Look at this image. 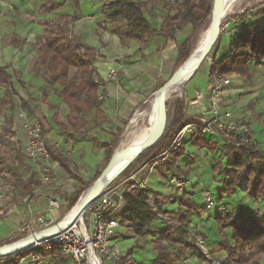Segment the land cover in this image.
I'll use <instances>...</instances> for the list:
<instances>
[{"label":"trees","instance_id":"trees-1","mask_svg":"<svg viewBox=\"0 0 264 264\" xmlns=\"http://www.w3.org/2000/svg\"><path fill=\"white\" fill-rule=\"evenodd\" d=\"M102 14L107 22H124V25L116 34L120 38H131L140 45H145L149 37L156 32H164L172 37L176 30H181L186 25L192 26V32L178 46L177 64H182L190 55L193 38L197 30L204 24L211 13L212 0H178L176 5L170 6L173 13L163 16L161 27L153 28L146 19L144 12L150 0H103ZM62 6L59 0H41L39 12L47 14L58 10ZM264 16V3L255 9L251 15L232 14L231 17L240 22L241 30L237 31L234 37H229L228 51L221 58H216V52L220 45V34L215 43L216 49L210 60L208 77H225L229 74H236L242 77H249L248 64L254 62L256 65H264V24L256 28L257 19ZM70 20L68 15H62L59 21L49 19L41 20L42 34L41 41L36 47V57L33 60V72L38 74L44 85L51 88L54 94L61 100L67 109L65 120L58 118L57 114L52 116V122L68 137L76 134H84L87 120L84 114L89 110L100 111L101 101L98 99L99 82L96 79V68L92 60L96 56L93 47L76 41L71 36ZM233 33L230 35L232 36ZM8 66L0 64V85L4 88V100L8 102L9 108H14L12 95L16 94L14 83L23 86V82L17 78L12 79ZM46 93V92H44ZM19 106L28 115L34 116L28 102L18 97ZM186 105V97L181 93L174 103L173 116L157 141L140 153L132 162L137 169L155 154L161 153L171 142L175 134L183 127L188 119L183 115ZM164 108V105H163ZM42 135H45L43 121L39 118ZM122 133L117 130L113 140L104 144L107 159L111 157L113 150ZM194 133L192 146L205 148L215 153L218 145L212 141L205 140ZM45 146L50 158L58 164L78 182L74 191L67 197L69 209L74 205L77 198L100 174L97 172L92 181L86 183L81 177L74 174L70 168L71 160L56 147L45 141ZM186 142L183 140L180 145L170 151L162 163L157 164L163 177L168 180L167 173L170 170L179 169V159L185 155ZM225 158V166L221 159ZM159 165V166H158ZM244 169V173L243 170ZM136 170V169H135ZM130 170L128 175L135 171ZM212 170L222 176L221 188L218 189V199L223 195H232L240 188V180L244 175L245 196L260 202L264 206V151L258 150L255 146L235 147L224 145L216 158ZM127 175V176H128ZM113 181V180H112ZM112 181L110 183H112ZM126 188L122 192V207L118 211L119 219L130 231V236L153 235L151 239L152 249L155 258L151 264H179L184 256L192 253L199 260L202 254L197 252L193 244L188 241L189 218L195 213L199 215L198 208L190 198L180 197V205L186 204L185 210L177 212V226L165 225L158 234H152L151 225L160 217L157 212L167 216L170 211L163 210L159 205L161 194L152 191L148 187H131L135 181H125ZM37 181L33 176L24 184V194H29ZM152 198L153 210L149 200ZM216 225V236L219 239L217 250L224 252V264H264V213H254L246 207H239L231 211L228 216L216 213L214 216ZM227 230H230L228 232ZM25 233L19 238L24 237ZM55 249H45L44 243L25 251L15 253L9 257L0 259L7 260V263L21 264L24 257L36 251L42 258L52 255ZM131 254V249L127 255ZM58 263L63 260L58 257ZM210 263V259L205 260Z\"/></svg>","mask_w":264,"mask_h":264},{"label":"crops","instance_id":"crops-1","mask_svg":"<svg viewBox=\"0 0 264 264\" xmlns=\"http://www.w3.org/2000/svg\"><path fill=\"white\" fill-rule=\"evenodd\" d=\"M26 1L29 3L28 0ZM59 1L62 3V6L58 10L45 14L48 15L46 18L51 20L49 15L59 11L63 12V15H68L70 18L69 26L72 38L94 48L96 56L92 60V64L96 68V79L100 84L98 96L101 95L102 98L100 99L101 104L99 112L89 110L84 114V118L87 120L84 134L75 133L71 138L60 131L54 124V126L48 127L47 131L45 130L44 136L45 141L53 147H56L64 154L70 153L69 158L71 163L69 166L72 172L81 177L84 182L88 183L93 180L95 174L100 172L105 165L104 163L108 161L104 144L111 143L117 130L122 129L123 132L125 124L131 120L130 117L132 113L134 114L135 109L146 102L148 97L169 79L170 75L181 65H178L176 62L177 49L192 32V26L186 25L181 30H176L172 37L167 36L164 32H156L149 37L145 45H140L131 38H120L116 34V32L123 27L124 22H107L104 20L102 14L104 5L103 0ZM177 1L178 0H150L144 12L150 25L155 29H159L163 16L167 13H173V10L169 9V7L171 5H176ZM40 3L41 0H38L35 12L38 11ZM256 21V28H258L264 24V16L258 18ZM229 42L228 38L222 46L219 45L217 52L220 47H222L223 50L218 56L216 55L217 59L227 53ZM2 49H5L8 53L7 55L13 54V58L9 62L5 59L6 57H3L0 60V64L8 66V71L12 74L13 81L19 78L23 83H28L27 86L25 85L26 88H24L25 98L23 97V99L27 100L28 105L33 110V104L29 103L28 100L30 98L28 93H33L36 98H38V96L41 95L38 91L41 92V90H39V85L36 90L34 86L29 84L36 79V74L33 72V64L27 62L29 60V58H27L29 55L28 48L25 45L18 47L5 43ZM35 57L36 53L30 56L33 60ZM110 69L116 70V75L112 79H108ZM248 70L250 73L249 77H242L236 74L225 76L229 77L230 81L228 84L222 86L219 93L220 112L229 111L232 119H240L249 123L256 148L264 151V65H256L254 62H250L248 64ZM211 85L212 79L207 75L204 84L205 90L202 94V107L204 109L207 108L208 94ZM19 86L22 87L20 84ZM185 93L184 96L187 102L191 99V96ZM59 101L61 102L60 99ZM52 103L59 105L60 110H62V115L60 116V113H52L51 118L54 114H57L58 118L64 121L67 115L65 105L62 102L55 103L53 101ZM19 109L18 116L23 117L24 110H22L20 106ZM42 109H45L44 106ZM25 119L26 118L16 119L12 127L14 134L12 139L19 148L21 161L26 164L29 171L21 176V180H23L24 183L17 189L11 207H8L7 212L3 216L0 215V226H15V229L7 236H3L2 232L0 233V243L10 239L11 235L16 233L19 225H24L30 217L46 214L47 197L54 192L61 193V203L54 210L57 216H52V218L54 220L61 219L69 211L67 197L74 191V188L78 184V182L67 174L58 162L52 158H50L49 161L52 180L46 183L40 181L39 173L33 169L31 162L22 152V144L25 138L22 124ZM197 135L218 145V149L214 154H219L224 147L220 136L217 134L205 133ZM94 154L96 155V159H98L95 165ZM84 167H86V170H84ZM209 170V176L207 177H212L217 186L216 195L213 193V196L219 205H223L227 209L231 208L233 211H236L239 207H246L251 212L264 213V206L260 202L245 196L243 191L242 193L240 192L241 196L223 195L222 198L218 199V188L221 186L220 178H222V176L218 174L217 171H212V169ZM184 171H187L186 177L198 179V182L196 181L191 187L185 188V191L182 193H179L171 183L163 177L159 168H156V171L152 172V170L148 171V166L143 165L133 172L135 173V177L132 180L135 181V183L143 181L144 186L161 194L159 205L163 210L170 211L167 217L175 213L177 214V212L182 209H186V204H179L180 197L184 194V199L190 198L194 201L195 205L200 208L199 215L197 216L200 221H203L205 218L212 219L218 212L216 210H205L204 208L202 190L204 189L203 180L206 178V175L203 174L205 171L200 168L197 170L189 167L183 169L182 172ZM32 176L37 181V184L32 186L29 194H24L23 186ZM127 177L128 176L122 179V182H125ZM157 186H159L160 191H157ZM116 192L120 193L117 188ZM152 198L153 196L149 200L150 204H152ZM1 206L2 205H0V208H2ZM0 212H2V210H0ZM189 222L188 228L190 229L194 226L191 223V217L189 218ZM162 225L165 226L160 218L150 226V229H152V232H155V234H158L162 229ZM128 232L126 225L121 223L112 240L114 242L122 241L123 243L131 242L133 244L132 246H140L139 243L145 241V237L148 238L149 241L152 239L150 237L152 236L151 234L145 236H130ZM201 236L204 238L203 241L209 258L223 260L224 252L215 250V245L219 243L218 237L215 235H210L209 237L203 233H201ZM150 245L152 247L151 242ZM219 254H223V258H220L218 256ZM188 255L197 260L200 264H206L204 260H199L192 253ZM62 258L63 260H61L59 264H74L70 257L62 256ZM52 260V255L41 258L37 263L36 261H31L29 258H24L21 264H48ZM136 263L139 264V262Z\"/></svg>","mask_w":264,"mask_h":264},{"label":"rangeland","instance_id":"rangeland-1","mask_svg":"<svg viewBox=\"0 0 264 264\" xmlns=\"http://www.w3.org/2000/svg\"><path fill=\"white\" fill-rule=\"evenodd\" d=\"M28 1L29 3L26 0H21V1L20 0H0V60L1 58L6 57L5 59L10 62L13 58V54L7 55L8 53L5 51V49H2L3 44L5 43L12 44L18 47L25 45L28 48V54H29L27 56V58H29L27 62L30 64H33V59H31L30 56L36 53V47L38 43L41 41V31H42L41 20L46 19L48 15L41 14L39 10L35 12L36 3L38 2V0H28ZM33 3L35 4V6ZM263 3H264V0H237L234 8L231 11H229L224 17H228V16L231 17L232 14H238V13L239 14L247 13L251 15V13ZM62 15H63V12L59 11V12H54L50 14L49 17L52 21H59ZM206 21L197 30L193 38L192 50H193L196 40L198 39L201 31L203 30L206 24ZM228 38H229V35L220 34V45L222 46L225 43V40ZM215 49H216V45L213 46L208 58L205 59L201 63V65L196 69L193 75L187 81L183 83L180 89L176 93H174L169 100L163 103L164 104V108H163L164 127L167 126L170 120L172 119L173 110H174L173 106H174L175 100L181 97V93L186 92L185 94H187L188 96H191V98L194 97L196 91L200 92L201 94L204 93V90H205L204 84L207 79V75L209 73L210 60L215 52ZM222 50L223 48L220 47L216 55L218 56L222 52ZM27 84L28 83L24 82L22 86L23 88H22L19 86V83H16V82L14 83V86L16 89L15 91L16 94L12 95V100L14 102V108H9L8 102L4 100V88L2 87V85H0V205H2L1 206L2 208H0V210H2V212H0V215L2 216L7 212L8 207H11L15 199V196H16L15 193L17 189L20 188V186H22L24 183V181L21 180V176L26 174L29 171V168L26 166V164L21 161V158L19 156V153H20L19 148L16 146L15 141L12 139L14 136L12 127L14 123L16 122V119L17 118H23V119L26 118L28 120L36 119L39 122L38 119L40 118L43 121L44 129L47 131L48 127L54 126V123L51 120L52 113H57V114L60 113L59 115L60 116L62 115V110H60L59 105L52 103L53 101L55 103L57 102L61 103L59 101V98L54 94L51 88L44 85L40 76L37 74L36 79L30 82L29 84L34 86L36 90L39 85V90H41V92L38 91V93H41V95H39L38 98H36L35 94L28 93V95L30 96V98L28 99L29 103L33 104L34 116H30L27 114V112L24 111L23 117H19L18 115H19L20 109H19L18 97L23 98L25 96L24 88H26ZM145 103L146 102H144L140 107L135 109V111L143 107ZM186 105H187V102H186ZM43 106L45 109H42ZM132 115L130 118H132ZM128 126H129V121L125 124L123 131H125L128 128ZM193 134L194 133L192 132H188L183 137V140L186 142V148H185L186 153L179 159V169L183 171V169H185L186 167H189V168H193L197 170H199V168L201 170H204L205 172H203V174L206 175V178L203 180V186H204L203 188L210 190L212 194L214 193L216 195L217 186L215 182L213 181L212 177H207V176H209L208 175L210 172L209 169H212L215 159L219 157V154L211 153L205 148H198V147L192 146L191 143H192V140L194 139ZM155 155H158V154H155ZM155 155H153V157ZM97 160L98 159H96V155L94 154V165L96 164ZM156 160L158 161L156 165H154L152 168L149 167L148 171L149 170H152V172L156 171V168H158L157 164H160L163 162V161H160L159 158ZM107 163L108 161L104 163L105 164L104 167L106 166ZM221 163L225 166L224 158L221 159ZM133 169L137 170V166L132 165L130 163L121 173H119V175L108 186L116 187L118 192L122 193L123 190L126 188L125 186L126 182L124 181L122 182V179H124L128 175L129 171ZM84 170H86V167H84ZM102 170L103 169H101V171ZM182 171L178 172L176 169H173L167 173L168 182L171 178V175H175L179 177L183 176L182 180L186 181V183L183 186H181V189H178L171 184L179 193L184 192L185 188H188L194 185L196 181L198 182V179H192V178L186 177L187 171L186 172L185 171L182 172ZM242 176H243V181H244V175L242 174ZM244 185H245V182H244ZM221 186L218 189H220ZM243 189H241L240 187L239 189H237L236 193L232 195H235V197L241 196ZM157 191H160L159 186H157ZM70 209L68 210L70 211ZM228 211L229 212L233 211V209L230 208L228 209ZM68 212L66 214H68ZM51 214L54 217L57 216L54 210L51 212ZM222 216H228V214L222 215ZM163 217L164 218H161V221L163 222V224L177 226V222H176L177 214L176 213L174 215H169V217L163 215ZM191 223L194 226L191 227L190 229L188 228V241L191 244H193L197 252H200L199 247L196 243V240L198 238H200L201 240H204L203 236H201V233L206 234L209 237L210 235L216 236V225H215L214 217H212V219L205 218L203 221H200L197 215L193 213L191 216ZM22 226L23 225L21 226L19 225V227L16 230V233H13L10 239L4 240V242L0 243V245L11 243V242L24 238V237L19 238L22 235V233H19V228ZM161 227L163 228L164 225H162ZM13 229H15V226L12 227L10 225L8 226L1 225L0 233L2 232L3 236H7L8 234L11 233ZM227 231L230 232V230H227ZM128 234L130 235V231L128 232ZM152 234H155V232H152ZM150 237L153 238V235ZM150 242L151 241H149L148 238L146 237H145V241H143L142 243H139L140 246H132L133 244L131 242L123 243L122 241L121 242L116 241L115 242L116 245L118 246V248L124 255L123 256L124 258H121L119 260V264H137L136 262H139V264H142V263L151 264L155 258V253L150 245ZM219 244L220 242L215 245V250H217V248L219 247ZM130 249H131V255L128 256L127 252ZM25 250L27 249H24L22 251H25ZM222 255L219 254L218 256L220 258H223ZM126 257H129L127 261L125 260ZM41 258L42 257H40V259ZM38 259L34 261H36L37 263L40 260ZM206 259L207 258H205V260ZM262 259L264 263V257ZM203 260L204 259H202L201 261ZM104 264H113V263L111 261H104Z\"/></svg>","mask_w":264,"mask_h":264},{"label":"built area","instance_id":"built-area-1","mask_svg":"<svg viewBox=\"0 0 264 264\" xmlns=\"http://www.w3.org/2000/svg\"><path fill=\"white\" fill-rule=\"evenodd\" d=\"M239 30H241L240 22H237L234 18L228 16L222 19L219 27L220 34L229 35L230 38H233ZM232 33L233 35L230 36ZM115 75L116 70L110 69L108 79L114 78ZM229 81V77H215L212 79L207 108L205 109L202 107L203 96L200 92L196 91L194 97L187 101V105L182 112L188 119V122L175 134L171 142L161 153L155 155L143 165L152 168L158 162L156 159L159 158L160 161H164L165 156L180 145L183 137L188 132L217 134L220 136L221 142L224 145L256 147L249 123L240 119H232L229 111L220 112L219 93L222 86L228 84ZM101 98L102 96L99 95L98 99ZM22 129L25 134L22 144L24 156L31 162L33 169L39 173L41 182L46 183L51 181L50 156L45 146V136L41 133L39 122L36 119H25L22 124ZM69 155L70 153L65 154L67 157ZM134 177L135 173H131L125 181L131 180ZM169 183L181 189V186L186 181L182 180V177L171 175ZM131 187L142 188L144 187V182L135 183ZM240 187L241 189L245 187L243 176L240 180ZM202 197L205 210H216L220 215H227L229 213L226 207L217 203L210 190L204 188L202 190ZM122 202V193H117L116 187H105L98 198L87 208L80 218L68 223L55 236L41 242L44 243L45 249H55L52 253L53 260L48 264H59L58 257L60 255L70 257L74 264H104V261L119 264V260L124 258V255L112 238L122 223L118 216ZM60 203V192L49 194L47 197L46 214L30 217L19 228V233H25L24 237H31L37 232L53 225L58 220L52 218L51 212ZM152 208L156 211L153 204ZM157 215L160 218H164L158 212ZM196 243L202 257L204 256L202 259H208L209 255L204 241L198 238ZM38 244H34L29 248L35 247ZM40 257V254L34 251L24 258H29L31 261H34L38 258L40 259ZM128 259L129 257H126L125 260L127 261ZM210 260L211 262L206 264H224L223 260ZM7 262V260L3 259L0 261V264H11ZM179 264L200 263L191 256L186 255Z\"/></svg>","mask_w":264,"mask_h":264},{"label":"water","instance_id":"water-1","mask_svg":"<svg viewBox=\"0 0 264 264\" xmlns=\"http://www.w3.org/2000/svg\"><path fill=\"white\" fill-rule=\"evenodd\" d=\"M219 5H220L219 0H212L210 16L212 15L213 24L208 31L205 43L202 49L200 50L195 63H193L189 68L184 69L182 71H180L179 68L178 70L176 69L174 73L169 77V79H167L151 95L154 96L157 107L156 122L152 134L144 142L140 144L128 145L118 150L121 138L125 132L123 131L119 137L117 145L114 148L113 153L109 158L106 166L100 172L99 176L86 189H84L82 194L77 198V201L70 209L71 211L83 196V199L80 202V205L75 211V213L69 217H67L66 215L65 217L55 222L53 225L37 232L31 237H24L17 241L0 245V259L9 257L15 253H18L19 251H22L24 249L33 246L34 244L41 243L55 236L68 223L73 222L78 218H80L83 215V213L87 210V208L98 198V196L103 191V189L107 187L110 184V182L114 180L119 175V173H121L140 153H142L144 150H146L148 147H150L157 141L164 128V114H163L164 104L161 105V101L164 98L163 95L169 88H171L177 82H179L185 75L191 73L190 76L188 77L189 79L196 71V69L201 65V63L208 58L210 51L212 50L213 46L215 45L219 37L220 34L219 27L222 19L224 18V11L222 8H220ZM186 60L184 62H186ZM184 62L182 64H184ZM111 169H113V171L109 179H107L106 183L103 184L102 181L104 177L106 176V174H108V172Z\"/></svg>","mask_w":264,"mask_h":264},{"label":"bare ground","instance_id":"bare-ground-1","mask_svg":"<svg viewBox=\"0 0 264 264\" xmlns=\"http://www.w3.org/2000/svg\"><path fill=\"white\" fill-rule=\"evenodd\" d=\"M236 1L237 0H219V4H220L219 6L220 8L223 9L224 16L234 8ZM212 24H213V18L211 15L207 19L203 30L201 31L198 39L196 40L189 58L186 60V62H184V64L178 67L180 71L189 68L193 63H195L199 55V52L205 43L208 31L212 27ZM190 74L191 73H188L187 75H185L179 82H177L174 86L169 88L164 93L163 95L164 98L161 101V105L165 103L167 100H169L172 97V95L180 89L183 83L187 81ZM156 109L157 107H156L154 96H151L147 99L143 107L139 108L138 110L134 112L133 117L130 120L129 126L125 130L121 138L118 150L128 145L140 144L144 142L152 134L154 130L155 122H156ZM112 171L113 169H111L108 172V174H106V176L104 177L102 181L103 184L106 183L107 179H109ZM82 199H83V196L81 197L77 205L71 211L68 212L67 217L75 213Z\"/></svg>","mask_w":264,"mask_h":264}]
</instances>
